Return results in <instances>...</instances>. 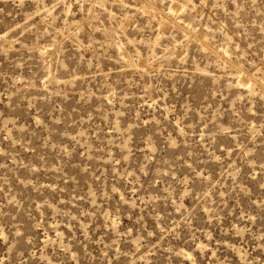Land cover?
I'll list each match as a JSON object with an SVG mask.
<instances>
[{
	"label": "rangeland",
	"instance_id": "374dc122",
	"mask_svg": "<svg viewBox=\"0 0 264 264\" xmlns=\"http://www.w3.org/2000/svg\"><path fill=\"white\" fill-rule=\"evenodd\" d=\"M0 264H264V0H0Z\"/></svg>",
	"mask_w": 264,
	"mask_h": 264
}]
</instances>
